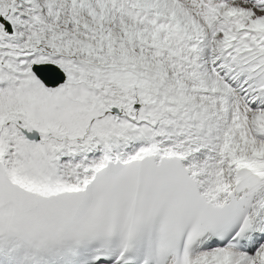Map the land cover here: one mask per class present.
Segmentation results:
<instances>
[{
	"label": "snow or ice",
	"instance_id": "obj_1",
	"mask_svg": "<svg viewBox=\"0 0 264 264\" xmlns=\"http://www.w3.org/2000/svg\"><path fill=\"white\" fill-rule=\"evenodd\" d=\"M0 264H264V0H0Z\"/></svg>",
	"mask_w": 264,
	"mask_h": 264
}]
</instances>
